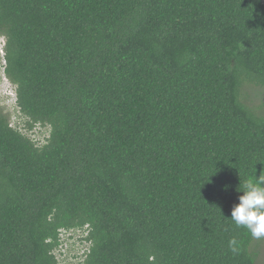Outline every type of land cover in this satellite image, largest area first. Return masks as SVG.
<instances>
[{
	"label": "trees",
	"instance_id": "obj_1",
	"mask_svg": "<svg viewBox=\"0 0 264 264\" xmlns=\"http://www.w3.org/2000/svg\"><path fill=\"white\" fill-rule=\"evenodd\" d=\"M0 37L49 129L0 107V264H58L68 230L82 264H255L230 212L264 175L262 0H0Z\"/></svg>",
	"mask_w": 264,
	"mask_h": 264
},
{
	"label": "rangeland",
	"instance_id": "obj_2",
	"mask_svg": "<svg viewBox=\"0 0 264 264\" xmlns=\"http://www.w3.org/2000/svg\"><path fill=\"white\" fill-rule=\"evenodd\" d=\"M264 3V0H262ZM4 38L0 37V107L3 112L8 116L10 125L13 127H20L21 131L29 136L37 145L45 142L48 136L49 129L47 126L36 124L31 129L25 128V117L21 115L18 107L16 106V93L15 86L6 78L4 74V51H3ZM246 92V96L244 94ZM244 97L249 106L255 107L260 114H264V86H253L247 84L243 89ZM250 101V103L248 102ZM81 231L68 230L61 233L62 247L60 250H55L58 264H82L80 254L83 250L87 249L84 244L81 248L79 237ZM251 250L256 252L255 264H264V237L254 238L251 245ZM74 254H79L76 257Z\"/></svg>",
	"mask_w": 264,
	"mask_h": 264
},
{
	"label": "clouds",
	"instance_id": "obj_3",
	"mask_svg": "<svg viewBox=\"0 0 264 264\" xmlns=\"http://www.w3.org/2000/svg\"><path fill=\"white\" fill-rule=\"evenodd\" d=\"M240 192L242 194L238 197V203L232 207L230 212L231 220L237 227L245 228L252 237L257 239L264 237V175H261L260 173V175L255 177L253 181L245 183ZM81 232L82 233L79 237V239H82V244H80L81 248L84 244L87 247L89 245V241L85 239L87 233L83 231ZM236 243L235 239L229 241V247L233 251H236ZM83 252L84 250L80 255H74L75 257L79 255L80 258H82L81 256Z\"/></svg>",
	"mask_w": 264,
	"mask_h": 264
}]
</instances>
